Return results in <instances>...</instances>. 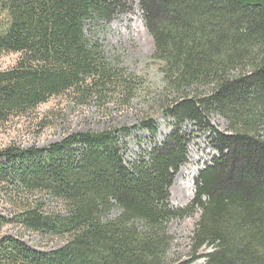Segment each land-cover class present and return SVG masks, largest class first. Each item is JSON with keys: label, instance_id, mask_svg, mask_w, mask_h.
Returning <instances> with one entry per match:
<instances>
[{"label": "trees", "instance_id": "obj_1", "mask_svg": "<svg viewBox=\"0 0 264 264\" xmlns=\"http://www.w3.org/2000/svg\"><path fill=\"white\" fill-rule=\"evenodd\" d=\"M132 2L153 41L160 108L173 129L129 165L118 139L128 129L1 149L0 192L18 210L12 220L65 243L43 252L1 237L0 264H167L168 223L187 211H173L167 198L187 155L181 124L206 125L211 114L227 127L213 132L218 155L196 178L193 244L211 249L208 264H264V0H0V57L18 56L0 70V128L50 98L85 106L128 97L132 87L96 30ZM141 124L156 137L150 120ZM6 222L0 217V228Z\"/></svg>", "mask_w": 264, "mask_h": 264}, {"label": "rangeland", "instance_id": "obj_2", "mask_svg": "<svg viewBox=\"0 0 264 264\" xmlns=\"http://www.w3.org/2000/svg\"><path fill=\"white\" fill-rule=\"evenodd\" d=\"M144 26L143 14L139 6L132 2L126 11L101 24L96 30L98 42L102 44L112 68L123 75L132 87L128 97L92 100L85 106L75 105L70 96L50 98L35 110L32 117L14 119L0 128V150L13 144L21 149L31 146L46 148L60 142L67 135L128 129L126 136L118 134V139L122 160L129 165L139 156H146L155 144H161L170 134L175 122L160 108L163 100L160 101L158 96L163 82L158 63L152 60V38ZM17 57L10 54L1 56L0 70L10 69ZM165 97L166 101H170L171 97ZM44 118L49 119L48 125L44 129H36L37 123ZM147 120L156 127L157 134L154 138L141 124ZM226 127V122L215 114L208 116L206 125L196 127L193 122L181 124L180 131L187 142V155L174 176L167 198L173 211H187L184 216L168 223L167 234L172 237L173 244L169 249L167 264H208L205 256L211 249L203 246L197 250L193 244L192 235L201 211L192 202L199 172L218 155L214 149L213 132H225ZM4 197L1 191L0 217L7 222L0 228V238L11 237L30 249L43 252L56 250L65 243L63 239L30 232L17 225L12 219L18 210L14 205L7 204ZM112 213L117 214L116 211Z\"/></svg>", "mask_w": 264, "mask_h": 264}, {"label": "bare ground", "instance_id": "obj_3", "mask_svg": "<svg viewBox=\"0 0 264 264\" xmlns=\"http://www.w3.org/2000/svg\"><path fill=\"white\" fill-rule=\"evenodd\" d=\"M143 30H144V29H143ZM144 32H145V31H144ZM149 39H150V38H149ZM149 39H148V40H149ZM149 41H151V40H149Z\"/></svg>", "mask_w": 264, "mask_h": 264}]
</instances>
